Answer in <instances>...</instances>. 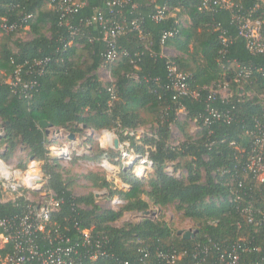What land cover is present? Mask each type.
Instances as JSON below:
<instances>
[{"label": "trees", "instance_id": "16d2710c", "mask_svg": "<svg viewBox=\"0 0 264 264\" xmlns=\"http://www.w3.org/2000/svg\"><path fill=\"white\" fill-rule=\"evenodd\" d=\"M65 1L73 4L70 13L52 5L51 0H0V25L14 26L9 32L0 27V159L8 161L20 147L27 158L42 161V171L49 176L47 186L61 201L51 220L56 225L49 227L64 230L77 224L80 229L94 228L107 237L108 254L121 260L134 258L139 247L137 239L148 244L152 254L156 250H191L197 239H182L163 220L160 212L169 206H174L184 219L200 224L196 237H201V244L206 243L204 235L220 246L224 239L234 238L241 218L237 203L227 202V196L244 195L245 200H254L255 208L264 211V184L242 171L252 149L250 133L256 131V122L264 123V54L248 51L232 17L256 9L253 16L264 19V0H227L231 8L213 5L206 11L198 10L200 0ZM156 7H167L174 16L155 22L152 15ZM95 15L107 25L115 22L123 26L116 46L125 50L126 56L120 55L113 63L106 61L104 30L92 22ZM136 20L141 35L132 29L131 22ZM24 30L30 34L29 40L17 37ZM169 32L173 35L163 39ZM163 48L174 49L178 55L164 57ZM45 59V72L39 75L35 62ZM170 62L188 76L190 87L198 92L196 100L179 97L169 88ZM239 66L252 72L241 88L233 81ZM17 67H21L23 82H35L28 92L29 99L19 94L20 87L13 89L7 82ZM101 67L109 70L112 82L99 81L96 71ZM224 83L231 95L223 99L215 93L209 99L210 93ZM181 108L182 121L178 116ZM209 110L228 115L230 121L212 120L203 125ZM189 119H197L195 135L184 134L185 140L170 146L171 126L184 132ZM43 120L52 129L70 135L86 129L105 130L115 131L120 140L124 139L122 130H137L148 124L152 136L145 135L141 143L126 138L140 155L145 146L153 148L149 152L152 172L147 178H138L129 169H121L119 179L126 189L99 173L87 174L91 189L104 190L105 198L116 196L121 202L117 210L102 209L94 193L75 195L72 183L63 177L60 159L47 157L45 144L54 145L55 141L39 126ZM79 138H85L83 144L90 146L81 158L99 163L117 157L115 151L94 144L92 137ZM167 163H173L174 171L186 174L179 178L169 175ZM26 164V160L21 161L18 169L23 170ZM230 179L231 186L225 185ZM219 197L223 201H207ZM18 207L0 204V217L17 214ZM153 209L158 211L156 218L142 216L137 222L114 225L126 213H150ZM257 226L264 230V222ZM68 234L74 235V231ZM263 256L264 249L248 254L246 264L256 263ZM182 261L190 262L191 254ZM85 264L110 261L107 256Z\"/></svg>", "mask_w": 264, "mask_h": 264}, {"label": "built area", "instance_id": "2783aa9c", "mask_svg": "<svg viewBox=\"0 0 264 264\" xmlns=\"http://www.w3.org/2000/svg\"><path fill=\"white\" fill-rule=\"evenodd\" d=\"M51 4L65 13L71 12L72 3H67L65 0H51ZM118 4V1L114 3ZM219 6L231 8V4L227 0H200L199 11H206L211 6ZM177 9H173L175 11ZM256 9L248 13H236L233 15V22L238 29V35L246 42V48L252 54H264V19L255 18L253 14ZM174 12H171L167 7H156L152 20L160 22L168 17H173ZM92 22L102 26L103 39L107 43V49L104 57L109 63L115 62L120 55L126 56L125 50H119L116 46L117 38L123 33V26L113 22L107 25L100 15H95L91 19ZM5 22V21H4ZM132 29L137 30L139 35L142 34L139 22H131ZM5 32L12 31L14 26L0 25ZM171 32L163 35V39L171 37ZM224 42V39H222ZM162 49V56H166ZM171 49V48H169ZM48 60L35 62L39 67L38 74L42 75L44 66ZM104 70L112 82L108 69L101 67L96 71ZM21 67L13 73V77L7 82L13 88L20 87L19 94L24 98H30L28 92L35 86V82H23L20 77ZM28 73V72H27ZM252 75L250 69L239 66L238 71L233 79L238 87L246 83ZM99 76V75H98ZM168 77L170 78V89L179 97H188L196 100L198 92L190 87L188 76L177 71L174 63L168 64ZM241 88V87H240ZM224 90V93L222 92ZM17 91H15L16 93ZM217 93L221 98L226 99L231 95L226 83L218 91L210 93L209 99ZM239 95H242L240 93ZM184 113L182 108L178 110V115ZM209 117L205 118L203 125H208L212 120L230 121L228 115H224L216 110H209ZM192 124L194 133L198 130L197 119L188 120ZM256 131L251 132L250 136L253 140L252 149L248 154V162L243 167L242 171L250 172L257 183L264 184V123L256 122ZM101 136L97 139L98 146L103 150H113L117 153L115 160L102 159L98 166L101 169L105 179L115 186V182L119 178V172L124 167H130L131 173L138 178H147L152 172V161L149 158V152L153 149L150 146H145L144 153L138 154L131 146L129 139L133 137L138 143H141L142 138L152 136L150 131L144 132L141 130L125 129L121 131L124 139L120 140L115 131H100ZM56 133V134H55ZM59 134V131L53 130V137ZM3 135V128L0 124V137ZM195 135V134H193ZM69 138L70 135H65ZM117 140V146L114 147V141ZM71 141L67 144L51 145L45 144L47 157L67 160L72 153ZM90 149L86 145L85 153ZM244 151H241V156ZM42 161L28 158L26 167L23 170L7 166L0 159V204L11 203L19 206V212L13 216L0 217V264H85L86 262L94 263L100 258L108 256L110 264H183L188 253L191 254V261L186 264H246V256L251 253H261L264 249V230L258 229L257 225L264 222V211L260 208H255L254 200H245L244 195L232 193L226 197L229 203H237V210L240 213L241 220L236 223V234L233 238L224 239L222 246L212 242L208 235H204L206 243L201 244L196 237L200 224L195 223L194 228L188 229L193 233V237L188 239H197V242L190 251H170L156 250L151 253L149 245L144 241L137 239L139 247L133 259L121 260L119 257L110 255L107 252L108 239L102 232L91 229H80L77 224L70 228L61 230L59 226L54 228L56 224L52 223L53 214L57 213L61 201L56 197V194L47 186L49 176L42 171ZM169 175L181 177L182 170L174 171L173 163H167L165 168ZM230 179L225 185L231 186ZM223 198L217 199L207 198V201L214 202L223 201ZM19 202L21 205H19ZM108 208L117 210L121 205L120 200L114 196L107 198ZM264 202V197H263ZM130 216L137 221L142 216L156 218L158 215L157 209H153L150 213H126L124 216ZM181 215V214H180ZM130 221V222H137ZM199 225V226H198ZM246 227H250L248 229ZM73 230L74 235L68 233ZM262 234V237H260ZM44 243V245L41 244ZM264 264V256L256 263Z\"/></svg>", "mask_w": 264, "mask_h": 264}, {"label": "rangeland", "instance_id": "374dc122", "mask_svg": "<svg viewBox=\"0 0 264 264\" xmlns=\"http://www.w3.org/2000/svg\"><path fill=\"white\" fill-rule=\"evenodd\" d=\"M2 36V33L0 32V38ZM18 38L22 40H29L31 38L30 34L24 30L20 34L17 35ZM163 53L166 56H177L178 52L173 49H165ZM99 75V76H98ZM98 79L102 83L109 82L110 78L107 76L104 70L98 71ZM224 93V90L222 91ZM179 119L182 121L184 119V114L181 113L178 115ZM143 117H147L146 115H143ZM148 119V118H147ZM143 130L144 132L150 131L151 128L150 125L146 124L137 130ZM57 131V130H56ZM59 134H57L54 138L55 144L54 145H62L67 144L68 141H71V139L66 138L65 135H67L66 131L59 130ZM56 134V133H55ZM184 134L187 135H193L194 128H192V124L186 123V127L184 128V132H182L177 126L173 125L171 126L169 130V136H168V144L172 147H176L179 145L183 140H185ZM83 135V137H92L94 144H97V139L101 136V132H92L90 130H83L81 134H78L77 136ZM85 139V138H84ZM83 139V140H84ZM82 139H75L71 142L72 147V155L67 160H60V164L63 167V177L66 179V181L71 182L72 186L71 189L75 195H85L89 192H92L96 196L97 204L102 209L108 208V202L106 196V192L104 190H97V189H91V183L85 179V176L89 173H99L101 176L102 171L98 166V163L96 162H90L87 161L84 158H81L85 153L86 146L83 144ZM89 151V150H88ZM27 160L26 154L23 152V150L19 147L17 148L11 158L8 161H5V164L7 166H10L12 168H19V164L21 161ZM180 171V170H179ZM183 173V175L186 174L185 171H180ZM149 176V175H148ZM201 180H204V175L202 176ZM126 188V187H125ZM123 188L120 189H125ZM120 206V205H119ZM163 216V220L167 221L169 224H171L172 228L176 231L178 230H188L192 229L195 226V222L190 219H184L180 214V212H177L174 208V206H169L163 209L160 212ZM130 221H137V219L133 217H128L127 215L122 217L119 221L115 222L116 227H121V225L124 222H130Z\"/></svg>", "mask_w": 264, "mask_h": 264}, {"label": "water", "instance_id": "95a60500", "mask_svg": "<svg viewBox=\"0 0 264 264\" xmlns=\"http://www.w3.org/2000/svg\"><path fill=\"white\" fill-rule=\"evenodd\" d=\"M38 124L40 127L45 129L46 133L49 131V129L52 128V125L50 123H48L47 121H44V120L39 121ZM71 138H72V135H70L69 139H71ZM116 146H117V140L114 141V147H116ZM31 159H32V157H31ZM123 169H130V167H124ZM176 235L180 236L184 240H188V239L193 237V233H191L189 231H185V230L176 231Z\"/></svg>", "mask_w": 264, "mask_h": 264}, {"label": "crops", "instance_id": "0c3cea01", "mask_svg": "<svg viewBox=\"0 0 264 264\" xmlns=\"http://www.w3.org/2000/svg\"><path fill=\"white\" fill-rule=\"evenodd\" d=\"M174 50V49H173ZM53 130L54 129H49V131L46 133V135H47V137L48 138H55V137H53ZM59 130H57V132H58ZM63 131V130H62ZM59 132H61V131H59ZM68 134V133H67ZM70 135V134H69ZM75 139H81V138H79V136H77V135H72V138H71V142L73 141V140H75ZM52 145V144H51ZM123 169V168H122ZM115 184H116V186L118 187V188H123V186H124V188L126 187L127 188V186L125 185V184H123L121 181H120V179L118 178L117 179V181L115 182ZM125 188V189H126ZM96 197V196H95ZM96 203H97V201H96ZM98 205V204H97Z\"/></svg>", "mask_w": 264, "mask_h": 264}]
</instances>
